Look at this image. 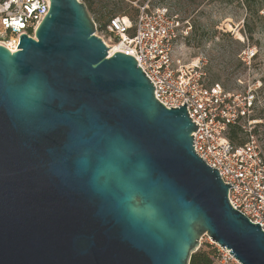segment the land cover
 Returning a JSON list of instances; mask_svg holds the SVG:
<instances>
[{"label": "water", "instance_id": "1", "mask_svg": "<svg viewBox=\"0 0 264 264\" xmlns=\"http://www.w3.org/2000/svg\"><path fill=\"white\" fill-rule=\"evenodd\" d=\"M79 0L0 46V264H188L202 236L264 264V233L193 150L135 59L111 56Z\"/></svg>", "mask_w": 264, "mask_h": 264}, {"label": "built area", "instance_id": "2", "mask_svg": "<svg viewBox=\"0 0 264 264\" xmlns=\"http://www.w3.org/2000/svg\"><path fill=\"white\" fill-rule=\"evenodd\" d=\"M118 1L137 10L134 21L115 16L103 29L93 22L94 35L107 47V42L98 35L99 30L105 32L119 52L135 59L152 83L155 99L166 109L186 103L187 114L197 126L191 134L194 152L208 167L217 170L224 184L232 186L227 193L230 206L252 224H259L264 233V158L254 133V129L259 133L262 121L251 116L256 91L248 89L243 94H229L217 83L207 85L202 78L206 63L203 58L197 59L199 65L180 66L177 61L175 66V53L182 54L192 33L189 20H181L165 6L151 9L149 0ZM246 2L237 1L243 9ZM261 2L257 13L264 16V0ZM48 9L49 0L0 1V46L13 53L18 51L21 34L35 40V31ZM233 26L237 30L239 25L232 24L227 31L235 35ZM255 54L252 47L246 46L238 59L250 68ZM232 128L244 135L243 145L236 146L229 141L227 136ZM218 248L221 250L220 259L216 257L219 264H240L228 250Z\"/></svg>", "mask_w": 264, "mask_h": 264}, {"label": "rangeland", "instance_id": "3", "mask_svg": "<svg viewBox=\"0 0 264 264\" xmlns=\"http://www.w3.org/2000/svg\"><path fill=\"white\" fill-rule=\"evenodd\" d=\"M95 1L107 5L99 14H89L99 26L101 22L96 18L102 15L106 20L108 12L113 11L114 2ZM261 4V0H255L254 3H246L243 9L234 0H149L151 9L165 6L172 14H177L181 20H189L191 24L189 43L186 49H182V54L175 53V66L177 61L180 66L199 65L197 59L203 58L206 63L202 68V78L207 85L217 83L229 94L260 89V92L254 93L257 101L251 116L262 121L256 138L264 158V16L257 13ZM232 24L239 25L237 30L232 27L235 35L227 31ZM98 35L103 37L108 47H114L113 42L108 41V34L99 30ZM246 46L256 51L250 68H246L238 59L239 52ZM199 247L214 250L213 264H219L216 260V257L220 259L219 246L207 236H202Z\"/></svg>", "mask_w": 264, "mask_h": 264}, {"label": "trees", "instance_id": "4", "mask_svg": "<svg viewBox=\"0 0 264 264\" xmlns=\"http://www.w3.org/2000/svg\"><path fill=\"white\" fill-rule=\"evenodd\" d=\"M3 1V0H0ZM111 2H114V8L113 11L108 12V17L106 20H104V17L102 15L99 16V18L96 20L101 22L100 23V29H103L105 27V25L108 23V21L115 16H123V17H128L129 20L134 21V18L136 16L137 10L135 8H133L130 4L125 3L123 1H118V0H108ZM163 1V0H161ZM175 1H180V0H175ZM232 1V0H230ZM234 1H238V0H234ZM80 2H82L87 10V13L90 14H94V13H98L99 11L102 9H105L107 7V5H103L101 3H96L95 0H80ZM255 0H247L246 3H254ZM260 7V6H259ZM90 16V15H89ZM95 23V21H93ZM96 24V23H95ZM192 35V34H191ZM189 43V40L187 42V44ZM260 92V89L256 90V93ZM257 98H255L254 102L256 104ZM253 119H256L254 117H252ZM254 133L258 136V130L254 129ZM228 139L231 143H233L236 146H241L245 143V138L244 135L242 133H240V131L236 128H232L230 129L229 133H228ZM215 252L214 250H209L207 248H201L199 247L198 250H196V252H194L189 259V263L188 264H213V260L215 258Z\"/></svg>", "mask_w": 264, "mask_h": 264}, {"label": "bare ground", "instance_id": "5", "mask_svg": "<svg viewBox=\"0 0 264 264\" xmlns=\"http://www.w3.org/2000/svg\"><path fill=\"white\" fill-rule=\"evenodd\" d=\"M107 47H108V44H107ZM109 48V47H108ZM119 50H118V47L116 46H114V47H110L109 49H108V52H109V56H111L114 52H118Z\"/></svg>", "mask_w": 264, "mask_h": 264}]
</instances>
